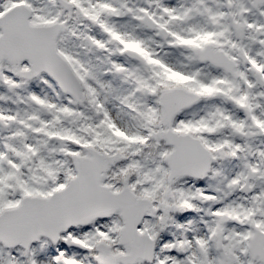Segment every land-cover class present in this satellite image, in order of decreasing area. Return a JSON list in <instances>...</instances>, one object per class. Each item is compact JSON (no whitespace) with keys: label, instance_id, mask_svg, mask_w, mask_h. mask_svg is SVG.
<instances>
[{"label":"snow or ice","instance_id":"1","mask_svg":"<svg viewBox=\"0 0 264 264\" xmlns=\"http://www.w3.org/2000/svg\"><path fill=\"white\" fill-rule=\"evenodd\" d=\"M0 264H264V0H0Z\"/></svg>","mask_w":264,"mask_h":264}]
</instances>
